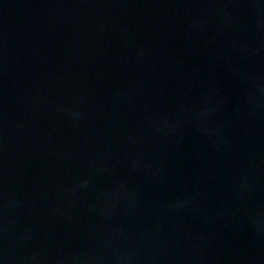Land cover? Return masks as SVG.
I'll list each match as a JSON object with an SVG mask.
<instances>
[{
  "label": "water",
  "instance_id": "95a60500",
  "mask_svg": "<svg viewBox=\"0 0 264 264\" xmlns=\"http://www.w3.org/2000/svg\"><path fill=\"white\" fill-rule=\"evenodd\" d=\"M0 264H264V0H0Z\"/></svg>",
  "mask_w": 264,
  "mask_h": 264
}]
</instances>
